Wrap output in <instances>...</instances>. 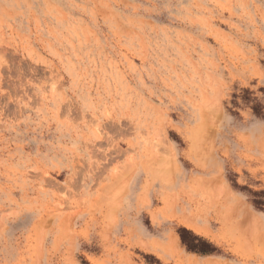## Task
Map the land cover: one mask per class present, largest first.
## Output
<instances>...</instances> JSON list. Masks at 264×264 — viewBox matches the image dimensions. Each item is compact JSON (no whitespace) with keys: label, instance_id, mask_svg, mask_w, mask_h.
Listing matches in <instances>:
<instances>
[{"label":"rangeland","instance_id":"obj_1","mask_svg":"<svg viewBox=\"0 0 264 264\" xmlns=\"http://www.w3.org/2000/svg\"><path fill=\"white\" fill-rule=\"evenodd\" d=\"M0 264H264V0H0Z\"/></svg>","mask_w":264,"mask_h":264},{"label":"crops","instance_id":"obj_2","mask_svg":"<svg viewBox=\"0 0 264 264\" xmlns=\"http://www.w3.org/2000/svg\"><path fill=\"white\" fill-rule=\"evenodd\" d=\"M131 186L128 189L127 194L124 196L123 198V211L122 213L128 212V210L133 206V202H134V197H135V191L136 189H134L136 185L131 183ZM119 219H121V215L119 216Z\"/></svg>","mask_w":264,"mask_h":264}]
</instances>
